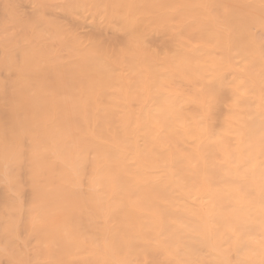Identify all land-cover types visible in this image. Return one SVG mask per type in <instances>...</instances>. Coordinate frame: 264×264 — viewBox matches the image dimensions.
<instances>
[{"label": "bare ground", "instance_id": "obj_1", "mask_svg": "<svg viewBox=\"0 0 264 264\" xmlns=\"http://www.w3.org/2000/svg\"><path fill=\"white\" fill-rule=\"evenodd\" d=\"M9 258L264 264V0H0Z\"/></svg>", "mask_w": 264, "mask_h": 264}, {"label": "snow or ice", "instance_id": "obj_2", "mask_svg": "<svg viewBox=\"0 0 264 264\" xmlns=\"http://www.w3.org/2000/svg\"><path fill=\"white\" fill-rule=\"evenodd\" d=\"M46 7H48V6L47 5H34L33 6L34 10H38L40 8H46ZM38 22H39V17H36L34 23H38ZM78 179H79V177L77 175V177L73 179V183H76V181ZM78 186L82 187V185H78ZM32 223H33L34 228L41 227L45 223V218L39 212H37L32 218ZM7 264H32V261L31 260H25V259L9 258L7 261ZM236 264H242V262L237 261Z\"/></svg>", "mask_w": 264, "mask_h": 264}]
</instances>
